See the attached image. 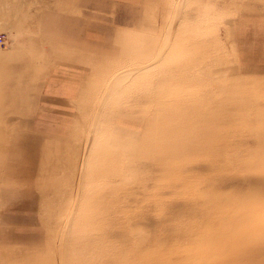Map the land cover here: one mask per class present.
<instances>
[{"label":"rangeland","instance_id":"1","mask_svg":"<svg viewBox=\"0 0 264 264\" xmlns=\"http://www.w3.org/2000/svg\"><path fill=\"white\" fill-rule=\"evenodd\" d=\"M248 11L264 0H0V264H264Z\"/></svg>","mask_w":264,"mask_h":264},{"label":"crops","instance_id":"2","mask_svg":"<svg viewBox=\"0 0 264 264\" xmlns=\"http://www.w3.org/2000/svg\"><path fill=\"white\" fill-rule=\"evenodd\" d=\"M53 18H54V16H52ZM56 17V16H55ZM257 18H260V19H262V18H264V15H260V14H255L254 12H249L248 11V13H245L244 15H242L241 16V21H240V24H241V22H243V21H245L246 22V26L244 27V28H246L247 27V25H248V22H253V19H257ZM252 24V23H251ZM49 34V33H48ZM59 31L57 30V31H53V36H52V39L51 40H54L55 39V37H56V39H58L59 38ZM46 38L48 39V37L46 36ZM52 44H53V41H52ZM254 60H262V59H260V58H256L255 57V59ZM50 82V81H49ZM47 90L50 92V86L48 85L47 86Z\"/></svg>","mask_w":264,"mask_h":264},{"label":"built area","instance_id":"3","mask_svg":"<svg viewBox=\"0 0 264 264\" xmlns=\"http://www.w3.org/2000/svg\"><path fill=\"white\" fill-rule=\"evenodd\" d=\"M5 36L4 35H0V46H2L5 43Z\"/></svg>","mask_w":264,"mask_h":264},{"label":"bare ground","instance_id":"4","mask_svg":"<svg viewBox=\"0 0 264 264\" xmlns=\"http://www.w3.org/2000/svg\"><path fill=\"white\" fill-rule=\"evenodd\" d=\"M5 41V40H4Z\"/></svg>","mask_w":264,"mask_h":264}]
</instances>
